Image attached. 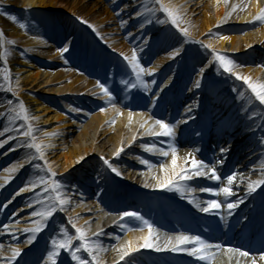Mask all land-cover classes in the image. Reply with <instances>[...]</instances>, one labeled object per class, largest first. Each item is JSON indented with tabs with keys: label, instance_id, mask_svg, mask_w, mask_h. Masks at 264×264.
I'll list each match as a JSON object with an SVG mask.
<instances>
[{
	"label": "rangeland",
	"instance_id": "1",
	"mask_svg": "<svg viewBox=\"0 0 264 264\" xmlns=\"http://www.w3.org/2000/svg\"><path fill=\"white\" fill-rule=\"evenodd\" d=\"M51 1V6L27 8L24 0H0V32H3L5 40L15 41L14 44L5 43L0 48V53H3L5 49L9 52L6 62L4 59H0V132L4 133L0 136V143H2V146H0V158L6 154V157L0 162V185H2L0 186V264H8L7 258L11 256V251L14 248H20L21 254L12 264H45L47 252L51 250V240L63 238L62 229H67L70 235H75V229L69 223L70 219L77 226L84 227L88 232V236L102 246L104 250L99 253L102 264H135L127 262L126 259L120 260V249L129 241L128 236L125 233H121L120 230L128 222H139L127 217L124 220L120 219V215L125 211H130V208L120 207L115 212H111L107 209L106 203H115L114 190L116 189L125 188L129 191L135 186L143 188L147 184H157V180L163 178L164 171L161 165L152 164L151 158L162 156L160 154L161 149L168 151L169 155L167 157L169 160L162 165H166L170 169L171 150L162 144H157L156 141L152 142L150 140V142L143 143L139 140L130 152L120 155L121 162L119 164H114L110 157L111 146L107 144L102 149V155L98 153V149L88 153L83 159L85 165L81 161L66 168L63 167V154L66 147H74L81 142L87 143L83 139V133L85 129L91 132L95 124L92 120L93 115L96 114L95 107L106 105V112L110 114V117L113 116L114 118H117L120 112H131L130 109L123 108L119 104L115 106L109 104L110 99L105 97L97 86L98 81L107 86V80L100 78L99 73L101 70L104 69L106 71L109 80L114 73V60L120 61L122 68H125L126 61L123 55H131L133 49H136L137 55L142 54L156 60L162 57L163 49L166 46L170 50L174 49L177 51L178 42L185 36L179 28L171 24L164 12L158 10L159 5L155 0ZM164 1L162 0V3L166 5ZM167 1L178 10L180 28H185L183 24L189 15L186 13L184 6H193L192 3L207 2V0ZM230 1V8L233 9L235 4L242 3L245 0ZM261 5L264 7V0H261ZM145 6L148 9L157 10L146 11ZM28 10H32L35 14L47 18L52 24L50 34L45 40L49 54H44L43 52L38 55V59L34 57L35 51L32 50L33 47L18 43L15 36L7 33L8 29L12 27L24 30L30 26L29 21L26 19ZM138 13L140 14L138 15ZM11 17H16V20L13 21ZM158 20H164L165 23H158ZM21 24L25 27L21 28ZM229 25L239 24L234 19H222L217 27ZM93 28H95V31ZM213 31H215V28L207 30L206 35H201L188 30V47L184 51L179 52V58L174 57L168 63V66L176 74L180 72V74L187 73L185 83V88L187 89L195 87L196 81L204 70L206 57L213 54V50L233 61L238 54V52L229 49V45L224 49H220L218 46H211L207 39L213 36ZM100 32H103V34L100 35ZM97 35H99V38H97ZM157 45H162V49L157 48ZM208 45L211 47H207ZM63 47H68L69 51L61 54L60 49ZM91 48L100 50V55H105L107 64L103 66L100 63V57H96L90 64L88 59H82L81 53L78 52L76 54L77 50L81 52L84 49L88 51ZM248 50L254 54L253 56L256 59L253 63L256 72L247 76L251 77L253 82L264 83V44L253 45ZM182 57L185 58L183 65L178 64ZM32 59L35 60V65L38 66L36 68L43 72L37 80L26 78L29 70L27 62ZM90 68L94 70L93 74L90 73ZM246 68L247 66L244 64L235 67L234 70L238 74L246 76ZM5 71L10 72V86L15 90V95L6 90L9 87V83L3 79ZM207 76L205 84L207 92L202 93V83L200 81V87L191 93L188 91V96L183 93L181 104L184 111L196 109L201 97L203 96L204 99V96H206L207 99H211L210 102L213 104H216V101H221L222 104L226 102V108L230 107L229 111L222 116L210 118V120L212 119V124L221 122L223 117V121H238L244 125L247 120L260 117V121L253 128L251 135H258L259 133V136L255 138L258 146L252 148L251 143H248L241 149L236 146L235 150H239V153L244 152L242 159L237 162V165L243 164L247 168L244 167L246 168L243 169L245 172L236 176L234 190L238 192L237 186L242 185L246 187L244 189L247 191V185L250 181L264 177V105L255 100L250 89L247 88V85L242 80H236L235 76L225 73L219 68L217 61ZM67 77H72L75 81L70 84ZM146 83L149 88L154 87L152 80L146 81ZM118 86H121L123 90L126 88L122 81L118 82ZM131 93V91L125 90L122 96L128 97ZM240 93H243V96ZM143 94L147 96L148 93ZM116 97L113 95L111 100ZM41 100L52 106V113L45 119L42 118L43 112L39 110L42 108L39 103ZM9 101L12 103L9 104ZM19 101H22L27 109L29 108L28 114L30 117L39 118L38 121H31L34 127L39 129L33 133L38 138V142L43 140L45 144L52 145L45 150V159L56 173L55 177H51L47 172L43 160L29 159L30 156L35 154L34 149L20 146L28 139L21 135L22 131L26 130V125L22 128L21 125L24 124V121L12 119L15 113L10 112V109L16 107ZM149 105V107L154 105L153 100L150 101ZM224 108H221L222 111ZM72 109H76V111H72ZM145 111L138 110L142 120L145 118ZM56 113L60 115V118H53ZM206 114L209 115V112ZM155 120L150 119V124L154 123ZM168 123L177 128L182 124V121L178 119ZM5 129L8 130L5 131ZM18 129L19 131H17ZM261 130L263 132H260ZM231 131L233 133L226 139L225 143L231 141L229 145L232 143V146H234L235 140L244 135V131L239 132L236 127L232 128ZM44 133H56V135L45 137ZM108 136L109 134L105 140H107ZM196 137L197 135L194 136L193 134L186 135L187 139ZM153 138L158 140L163 137L153 136ZM205 141H207L206 138ZM152 146H154L153 151H148L147 148ZM232 146L228 154H232L231 151L234 149ZM250 148L252 149L250 150ZM189 154H191V157ZM233 154L235 155V153ZM186 156V159L189 158L190 163L191 158L195 156L193 149H188ZM101 157L108 159L113 167L118 169L121 173L120 181L114 180L110 174L103 175L100 172V167L96 160H102ZM142 161H148V164L152 165V167L142 163ZM185 162L179 160L177 161V166L179 167L182 164L183 167ZM9 163L14 165L15 171L3 175V169ZM36 164H40L42 168H45V171L37 169L35 167ZM126 164H130L136 169L137 172H135L134 176L131 175L132 172L127 170ZM28 174L33 175V181L38 179L39 176L58 181L62 185L61 193L69 200V204L65 206L66 210H58L53 217L47 220L46 228H48L36 234L38 251L37 246L27 249L25 241L30 233L24 232L23 229L33 226L32 221L36 218L31 217V213L40 207V205L35 203L36 193H43V187H38L34 191L24 192L13 199L17 193V188L14 187L15 181ZM160 189L165 193L173 192L164 188ZM173 193L176 197L190 199L192 194H194L193 191L188 190L183 193L178 191ZM49 194L43 193L41 198L44 199ZM238 199L240 200V197ZM29 204L32 207H29ZM5 205H9L10 209L9 219L6 221L3 220L2 215ZM12 215L16 217L11 221L10 217ZM17 220L18 222H16ZM106 222L116 225V229L103 239L105 240L103 244L98 240L100 234L98 236L94 234L100 233L103 224ZM12 226L15 227L11 228ZM158 239L155 242L161 246L168 240V238H160V241ZM73 243L75 245L79 241H73ZM41 248L42 250L40 251ZM180 252L172 253L177 254ZM79 255L87 258V253L83 251ZM252 258L254 257L246 259L244 264H251ZM57 264H76V262L71 259L67 252L61 250V255L57 258ZM137 264H141V261Z\"/></svg>",
	"mask_w": 264,
	"mask_h": 264
},
{
	"label": "bare ground",
	"instance_id": "2",
	"mask_svg": "<svg viewBox=\"0 0 264 264\" xmlns=\"http://www.w3.org/2000/svg\"><path fill=\"white\" fill-rule=\"evenodd\" d=\"M27 8H36L38 6H51L52 1L51 0H24ZM166 5L172 6L169 1L165 0L164 1ZM193 6L186 5L184 6V9L186 10V13H188V17L186 18L184 22V26L186 29H188L192 33H197L204 35L207 30L211 28H215V31L212 33V37L208 38L207 41L211 46H218L220 49L226 48V46H230L229 49L238 52V54L235 56L234 60V65L235 67L237 66H242L245 64L247 66L246 68V76L248 74H254L256 70H254V65L253 63L255 62L254 54L251 53L248 48H250L253 45H259V44H264V23L257 22L253 20V17L258 14L259 9L264 8L261 5V0H245L242 3H237L235 4V11L230 8L231 6V1L230 0H207L205 3L200 4H193ZM187 7V8H186ZM26 19L29 21V27L20 30L16 27H12L8 29L7 33L11 34L16 37V41L20 44L26 45L28 47H33L32 50L34 52V57L38 59V55L44 52V54H49V49L46 48V39L47 36L50 34V29L52 27V24L49 22V20L45 17H41L37 14H35L32 10H28L26 13ZM231 20L234 19L235 21L238 22L239 25H229V26H218V23L220 20ZM0 24H1V18H0ZM103 34V32H100V35ZM241 34V35H240ZM206 35V34H205ZM240 35V36H239ZM99 38V35H97ZM221 37H227V39H222ZM178 51H184L188 45H189V38L185 37L182 38L179 42ZM157 48L162 49V45H157ZM245 50V51H244ZM81 53L82 59H88L89 63L94 61L96 57H100V63L104 66L107 64V59L105 55H100V50L97 48H91L88 51L87 50H80L76 51V54ZM176 52L174 49L168 48L167 46L163 49L162 52V57L158 58L156 60L150 59L149 57L143 56L142 54H138V58L140 61V64L145 68V69H152L153 74L151 76L149 75H143L142 79L146 82L148 80L155 81V85L157 82L161 83V89L159 93L156 94V96H153L154 92V87H150L147 91L144 90L139 84H137L136 88H131L128 85H126L125 90L131 91L132 93L130 96L126 97L124 94L123 88L121 86H118L119 81H129L130 83H136L135 80V74L132 72L131 67L128 65V62L126 61V67L122 68L120 65V61L114 60V68H113V75L109 78L106 75V71L103 69L100 71L99 75L101 79L107 80V87L112 93V96H117L115 99L110 100L109 104L111 106H115L116 104L121 105L123 108H133L135 105L137 107L143 106L147 104V101H152L154 102V105L152 107H149L147 111H145V118L149 120L150 124V119L155 118L157 116H161V110L158 109L159 103H160V98L164 92L168 91L169 98H171V108H169V117L172 118V120L176 119L178 109L174 111V103L176 96L179 94H186L187 96L189 93H191L193 90H195L197 87H192V88H185V83H186V75L187 73H182V74H176L175 72L172 71L171 67L168 66V63L172 60L174 57H178V55L173 56V53ZM124 56V55H123ZM127 56H131L130 54ZM185 61V58L182 57L179 61L178 64L183 65ZM216 60L214 59L213 54L207 55L206 60L204 62V70L202 71L201 75L199 76L197 81H201L202 86H201V91L202 93L207 92L205 88L206 80H207V75L214 66V63ZM29 65V70L27 71L26 78H33L34 80L39 79L40 75L43 73L38 70L37 65H35V60H29L27 62ZM159 68H161L159 70ZM90 73H94V70L91 68ZM93 71V72H92ZM67 80L72 84L75 80L72 77H67ZM188 91H190L188 93ZM143 93H148L147 96H144ZM168 98V99H169ZM207 99L206 96L201 97L199 103H198V110L195 111L194 113L189 114V119L186 120H181L182 124L175 128V135L174 137H163L158 140H155L151 135H144V129L140 128V122L142 121L140 114L138 111L136 112H130L132 114L131 121H129V113L128 112H120L119 116L117 118H114L113 116L110 117V114L106 112V105H99L95 107L96 114L93 115L92 120L95 122V124L92 127L91 132H89L87 129L84 130V136L83 139L87 141V143L81 142L79 145H76L74 147H66V150L63 154L64 156V161H63V167L66 168L68 166L74 165L76 162H81L85 158V156L90 153L91 151H95L98 149V153L102 155L103 153V148L106 147L107 144L111 146V153L110 157L112 159V163L114 164H119L121 162L120 155L125 152H130L133 149V146L137 144V142L140 140L141 142H150V140L153 142H157V144H162L163 146L169 148L171 150L172 147H175L176 149V156H177V161L181 160V162H185V166L189 172L188 174L191 173V162L189 163V158L186 159V153L188 149L192 148H197L198 153L199 147H193L196 146L195 142L192 140H188L185 137H181L178 140V137L182 135L184 132L185 128L190 125L191 123L196 122L195 124L197 125L198 123L202 122L203 119V113L200 112L199 106L203 102V100ZM40 105H42V108L39 109L41 112H43L42 118L45 119L50 113H52V106L45 101L43 102L42 100L39 102ZM226 102L221 103V101H216V106H221V108H224ZM150 106V105H149ZM173 107V108H172ZM230 108V107H229ZM229 108H227L226 112L229 111ZM29 109V108H28ZM226 109V107H225ZM174 111V112H173ZM180 113V111H179ZM183 114H185L183 112ZM186 116V115H184ZM53 118H60V115L58 113L53 115ZM260 117H254L245 122L244 125L241 123L233 122V121H222L221 122H214L213 128L211 130L206 131V133H212L213 136H209L207 138V144H206V151H212L215 149L218 152V148L225 149L224 152H230V147L233 145L232 143L229 145V143H225L226 139L229 138L232 135V128L236 127V130L239 132L244 131V135L238 137L235 140L234 146H232L234 149H232L231 152H235V158L231 162V169L229 172L221 171V166L218 165V162L213 156V159L211 160L210 167L214 166L217 169L218 174L221 176V179L219 181H226L227 182V177L229 175H241L243 172H245L243 169H246L247 166L243 164H238L237 162L242 159V153H239V150H236V146L241 149L244 145L251 143L252 148H256L258 146V143L255 141L256 136L258 135H252V130L255 128V125L260 121ZM143 119V120H144ZM173 121V122H174ZM168 123V121H165ZM225 122V123H224ZM195 125V126H196ZM201 125V124H200ZM198 126H196L193 130L189 131L194 133L193 135L196 136L198 135ZM141 129L142 133H139L138 130ZM205 130V129H204ZM260 132H263L261 130ZM188 133V132H187ZM109 134L107 140L106 137ZM207 134V135H208ZM244 136V137H243ZM135 137V139H133ZM219 138H221V141L219 143ZM246 140V142H245ZM228 146V147H227ZM123 147V151L120 153V155L117 157L115 156V152L118 148ZM250 148V150L252 149ZM249 150V149H248ZM247 150V151H248ZM221 151V150H220ZM245 151V152H247ZM223 152V153H224ZM195 156H193L197 160H201L200 157L197 155V153H194ZM221 155V154H220ZM6 157V154L0 158V162L3 160V158ZM83 157V159H80ZM192 157V158H193ZM263 157V156H262ZM164 156H159L157 158H151V161L153 163L159 162L158 164H162L164 162ZM163 159V160H162ZM172 160V157H171ZM96 163H98L100 167V172L103 173V175H115L103 163L102 160H96ZM152 163V164H153ZM164 164V163H163ZM83 165H85V162L83 161ZM170 169L172 167V164L170 162ZM127 170H129L132 176L135 175L136 169H134L130 164H126ZM181 166L177 167V171H179V168ZM246 167V168H244ZM14 168V165L9 163L7 164L4 169L2 174H10L13 171H10L11 169ZM233 169V170H232ZM117 176V175H116ZM120 177V176H118ZM11 180V179H9ZM33 181V175L28 174L27 176H22L19 180L15 181L14 187L17 188V193L19 195H15L13 199L16 197L20 196L24 192H20L21 188L25 187H30L31 182ZM218 182L216 180L209 179L207 177H193L191 180L188 181H179V183L183 186H185L186 190L187 189H194L192 194V198H181V202L185 203V206H187L186 210H197L198 207H196V204L201 205L200 202H198L201 197L203 196L204 191H202L203 188H210L212 186H215V183ZM236 185V184H235ZM156 187V184H151L150 188ZM159 188V187H157ZM238 191L239 195L246 193V187L242 185H238ZM259 188V187H258ZM160 189V188H159ZM175 190H173L174 192ZM115 193V203L109 202L106 203V207L108 210L111 212H115L117 209L120 207H128L130 210H141L144 211V213H141L144 219L151 221L155 217H158V215L165 214L170 209V202L166 201H161L160 199H157L155 201H150L146 203L145 205L142 204L140 205L138 201L141 199H137L139 197V193L132 191L129 192L127 189H116L114 190ZM236 196V195H235ZM234 196V197H235ZM141 197L150 200L151 195H149L147 192H142ZM157 197V196H156ZM237 197V196H236ZM158 198V197H157ZM164 202V203H163ZM9 205H5V209L2 210V215H3V220L9 219L10 215V209L8 207ZM244 210L246 208L244 207ZM179 213L183 210H178ZM119 212V211H118ZM140 214V215H141ZM15 215H12L10 217V220L12 221L13 218H15ZM169 218V217H168ZM161 220V219H160ZM18 222V220L16 221ZM14 223V222H11ZM48 224V223H46ZM158 224L165 229L166 231L164 233H161L159 231H156V236L153 237V240L155 241L157 237L160 238H175L176 236H179L181 226L180 224H170L165 222L164 220L159 221ZM15 226H12L11 228H14ZM143 227L141 223H135V222H128L126 225L123 226V228L120 230L121 233H125L129 241H137L139 237L143 235H147V229L144 228V231L141 232L139 229ZM46 227H44L43 230H45ZM116 229V225H112L111 223H104L102 231L99 233V242L103 243V240L108 234H111L114 230ZM133 229V230H129ZM50 230V229H49ZM28 239V238H27ZM26 239V241H27ZM25 241V243H26ZM142 242V241H140ZM104 244V243H103ZM27 249L31 248L33 246H37L38 248V238L36 236V239L31 243L28 244L26 243ZM146 248H140L139 252H133L131 253L130 256L125 257L126 261L132 262L137 264L138 262L142 261L141 264H151V259H153L156 262V253L153 254H148L144 252L143 250ZM150 249H155V248H150ZM39 248L37 249V251ZM42 248L40 249V251ZM104 250V249H103ZM143 252H142V251ZM106 251V249H105ZM170 256H174L175 253H169ZM192 258L197 262V264H206L204 261L198 260L196 257ZM237 261H239V264H244L246 259H243L242 257H238L236 255H233L231 253H227L221 250L216 251L214 259L211 261V264H237ZM35 264V263H34Z\"/></svg>",
	"mask_w": 264,
	"mask_h": 264
},
{
	"label": "snow or ice",
	"instance_id": "3",
	"mask_svg": "<svg viewBox=\"0 0 264 264\" xmlns=\"http://www.w3.org/2000/svg\"><path fill=\"white\" fill-rule=\"evenodd\" d=\"M155 2L159 5L160 11L164 12L170 20L171 24L179 28L182 34L185 37L189 36V32L186 28H180V15L178 14V10L175 7L168 6L162 3V0H155ZM146 11H156L157 9H148L145 6ZM235 11V7L233 8ZM140 13H138L139 15ZM13 21L16 20V17H11ZM254 21L264 23V8L259 9V12L256 16L253 17ZM83 22V21H82ZM158 23H165L164 20H158ZM92 27L91 25H89ZM21 28L25 27L23 24L20 25ZM95 31V28H93ZM222 39H227V37H221ZM14 44V40H5L3 32H0V48L4 46V44ZM207 47H211L208 45ZM68 47H63L60 49L61 54L68 52ZM9 55L7 49L3 53H0V59H4L6 62V58ZM123 55V54H122ZM179 55V51L173 53V56ZM214 59L218 62L219 68H221L225 73H230L231 75L235 76L236 80H242L247 88L250 89L252 95L255 97V100L259 101L261 105H264V83L260 82H253L251 77L249 76H242L238 74L234 68V61L223 54L216 53L213 50ZM124 60L128 62V65L131 67L132 72L135 74L136 83H130L129 81H122V83L128 85L131 88H136L137 84H139L144 90L149 89V85L142 79L143 75L151 76L153 74L152 69H145L139 61L137 56L136 49L132 50L131 56L124 55ZM3 79L9 83V87L6 89L8 92H12L15 95V90L10 86V72L5 71ZM155 83V81H153ZM97 86L101 89L103 95L108 97L110 100L112 98V93L109 88L99 81L97 82ZM195 87H200V82L196 81ZM243 96V93H240ZM12 102L9 101V104ZM191 109H189L190 111ZM72 111H76V109H72ZM10 112L15 113L12 116V119H20L24 121V124L21 127H25L26 130L22 131L21 135L28 138L25 142H23L20 146L26 147L28 149H34L35 154L30 156V160H43L45 163V167L47 172L50 174L51 177H55L56 173L52 170L51 165L45 159V150L51 147V144H45L43 140L38 142V138L33 134L34 131H38V128H35L31 121H38L39 118L35 116H29L28 109L26 108L25 104L22 101H19L16 107H12ZM132 114L129 113V121H131ZM140 128L144 129V134L156 136V137H174L175 135V127L166 123L161 119H156L154 123L149 124L148 119H144L140 122ZM8 129H5L7 131ZM19 131V129L17 130ZM4 133L0 132V136ZM50 135H56V133H44L45 137ZM135 139V137H133ZM6 142V141H5ZM2 146V143H0ZM154 146L148 147V151H153ZM123 151V147L118 148L115 152V156H119L120 153ZM225 149H221V152H224ZM160 154L162 156L167 157L169 155L168 151L160 150ZM171 155L172 160L171 164L172 167L169 169L166 165H161L164 176L162 179L157 180L156 187L167 189L168 191H178L183 193L186 188L185 186L181 185L179 181H188L191 180L193 177H207L212 180L219 181L221 176L218 174L217 169L208 163H205L203 160H197L194 157L191 158V173L188 174L189 170L186 167H180L179 171H177V156H176V149L175 147L171 148ZM191 157V154H189ZM80 159H83L81 157ZM103 163L107 165L109 169L115 175L120 176L121 173L118 171L117 168L113 167V165L109 162L108 159L101 157ZM144 164H148V161H142ZM187 163V161H186ZM222 163V161H221ZM22 167V165H20ZM149 167L152 165L148 164ZM35 167L40 169V171H45V168H42L40 164H36ZM10 171H15V168L11 169ZM236 179L235 175H229L227 177V186L220 188L218 191L212 188H203L202 191L213 193L215 196L221 195V193L225 197H229L233 195L231 185L234 183ZM264 185V177L257 179L255 181H250L247 185V192L251 194L254 192L258 187ZM2 186V185H0ZM43 187V193H50L44 199L41 198L43 193L37 192L35 203L40 205V207L36 210H33L31 213V217L36 218L33 219L32 227H25L23 229L24 232L30 233L26 243L31 244L36 239V234L41 232L44 227H46V222L49 218L53 217V215L59 211H65V206L69 204V200L63 196L60 189L62 185L54 180V179H46L44 176H39L38 179L31 182L30 187L21 188L20 192H30L34 191L38 187ZM148 185H145L147 187ZM188 191H193L194 189H187ZM19 195V193H17ZM243 203V200H239L236 203H228L227 208L229 210V214L231 211L239 206V204ZM29 207H32L29 204ZM196 207L200 209V211L208 213L214 209H220L222 204L216 200H208L207 207H200L199 204H196ZM132 218L137 221H140L143 227L139 230L141 232L144 231V228L147 229V235H143L138 238L137 241H128L127 244L120 249L121 256L120 260H124L125 257H128L133 252H137L140 248H155L156 251L161 250H168L172 252L183 251L186 252L189 256L196 257L200 261L206 262V264H211V261L214 259L216 251L222 250L223 246L220 244H212L208 241L202 239L200 236H191L186 234H180L175 238H169L166 243L161 246L153 240V237L156 236V229L153 225L140 213L135 211H125L120 215V219L124 220V218ZM69 223L72 224V227L75 229V235H70L67 229H62V237L60 239H52L51 240V250L47 252V258L45 264H57V258L61 255V250L67 252L71 259L76 262V264H102V261L99 257V253L103 251L101 245H99L96 241L92 240L88 236L87 230L82 226H77V224L70 219ZM87 223V222H85ZM130 231L133 229H129ZM94 235H99L96 233ZM158 239V237H157ZM73 241H79L78 244L73 243ZM142 241V242H140ZM185 245H193V247H182ZM87 253V258L79 255L81 252ZM229 253L238 254L239 257H248L249 253L247 251H242L239 248H229L227 249ZM21 250L20 248H14L11 251V256L8 257V264H12L16 260L18 256H20ZM260 260H264V255L260 256ZM239 264V261H237ZM251 264H257L255 258H252Z\"/></svg>",
	"mask_w": 264,
	"mask_h": 264
}]
</instances>
